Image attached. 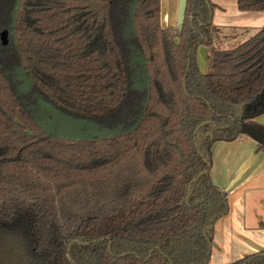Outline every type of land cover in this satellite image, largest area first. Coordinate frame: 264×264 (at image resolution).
<instances>
[{
    "label": "trees",
    "instance_id": "16d2710c",
    "mask_svg": "<svg viewBox=\"0 0 264 264\" xmlns=\"http://www.w3.org/2000/svg\"><path fill=\"white\" fill-rule=\"evenodd\" d=\"M214 6L180 31L161 0H0V264L209 263L211 145L264 131V26L216 49Z\"/></svg>",
    "mask_w": 264,
    "mask_h": 264
},
{
    "label": "crops",
    "instance_id": "0c3cea01",
    "mask_svg": "<svg viewBox=\"0 0 264 264\" xmlns=\"http://www.w3.org/2000/svg\"><path fill=\"white\" fill-rule=\"evenodd\" d=\"M210 1L215 5L212 22L217 29L213 28V40L221 39L222 49H229L231 41L244 42L264 26V11H241L237 0ZM177 6L178 0H165V5L161 0L164 27L177 24ZM263 101L264 96L242 111L256 114ZM253 120L264 125V112ZM259 144L243 133L233 141L211 145L210 180L228 193L229 211L214 223L208 264H229L264 249V150Z\"/></svg>",
    "mask_w": 264,
    "mask_h": 264
},
{
    "label": "water",
    "instance_id": "95a60500",
    "mask_svg": "<svg viewBox=\"0 0 264 264\" xmlns=\"http://www.w3.org/2000/svg\"><path fill=\"white\" fill-rule=\"evenodd\" d=\"M187 5H188V0H178L177 27L180 31L183 29V25L185 22ZM243 133L248 134L249 136L257 140L260 144L264 145V131H262L261 129H258L249 124H245L243 126Z\"/></svg>",
    "mask_w": 264,
    "mask_h": 264
},
{
    "label": "rangeland",
    "instance_id": "374dc122",
    "mask_svg": "<svg viewBox=\"0 0 264 264\" xmlns=\"http://www.w3.org/2000/svg\"><path fill=\"white\" fill-rule=\"evenodd\" d=\"M164 5H165V0H164ZM165 8V7H164ZM173 27H177V24H175ZM215 30H217L215 27H214ZM218 38V37H217ZM221 40V39H220ZM220 40H215L214 42V47L216 49H222V47L220 46ZM242 43V40L238 39V40H235V41H231L230 44H228L227 47L229 48H233L239 44ZM209 53V50L208 48L205 46V45H200L197 49V53H196V56H197V61L198 63H200L202 69L205 71L207 69V54ZM263 125V124H262Z\"/></svg>",
    "mask_w": 264,
    "mask_h": 264
}]
</instances>
